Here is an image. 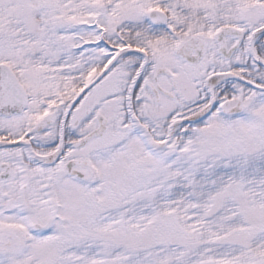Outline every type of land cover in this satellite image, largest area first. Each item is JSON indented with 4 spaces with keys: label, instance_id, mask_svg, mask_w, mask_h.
Masks as SVG:
<instances>
[{
    "label": "rangeland",
    "instance_id": "1",
    "mask_svg": "<svg viewBox=\"0 0 264 264\" xmlns=\"http://www.w3.org/2000/svg\"><path fill=\"white\" fill-rule=\"evenodd\" d=\"M91 6L106 22L109 36L116 22L142 23L156 6L167 9L171 28H177L179 22L189 26L193 20L199 21L201 12L208 13L211 23L220 20L218 17L241 22L247 33L264 26V0H0V64L9 65L18 74L30 94V105H40L39 97H53L59 73L72 68L77 59L72 47L79 44L74 35L83 32L75 26L87 21ZM212 31L191 27L188 35L208 37ZM155 46L169 50L165 42ZM153 54L162 61L157 50ZM253 99V105H246L251 119L242 117L230 123L221 117L210 118L204 127L189 128L185 147L173 154L176 169L192 172L193 204L156 202L155 217H149L146 206L143 215H137L128 222L129 229H124L122 223L100 218L113 208L123 211L141 198L155 202L151 185L140 182L124 189L113 184L86 205L78 200L74 206L73 200L65 212L61 200V213L68 215L67 219L50 239L20 235L24 247L17 252V264H264V99L255 95ZM130 143L132 155L123 153L120 145L119 151H113L115 160L109 155L105 166L96 159L110 180L143 169V161L152 163L132 137ZM163 173L148 175L155 178ZM196 214L200 225L195 223ZM92 249L96 250L93 254ZM7 254L0 246V264Z\"/></svg>",
    "mask_w": 264,
    "mask_h": 264
},
{
    "label": "flooded vegetation",
    "instance_id": "2",
    "mask_svg": "<svg viewBox=\"0 0 264 264\" xmlns=\"http://www.w3.org/2000/svg\"><path fill=\"white\" fill-rule=\"evenodd\" d=\"M207 14L201 12L199 21L193 20L189 26L179 22L177 28H171L168 14L169 21L163 27L148 20L116 22L110 36L106 22L96 16L95 21L81 24L85 29L74 38L86 44L74 46L77 59L68 72L67 100L24 108L0 105L5 108L0 112V246L6 254L9 252L4 264H17V252L24 247L20 235L40 240L67 219L68 215L61 213V200L65 212L73 200L74 205L78 200L86 205L113 184L124 189H131L135 183L145 184L158 162L171 157L173 142L189 134L190 125L184 123L197 113L210 108L208 116L196 125L199 128L213 117L230 123L242 117L251 119L246 105H253V95L264 99V91L247 86L264 89V69L252 60L256 50L253 32L243 31L241 22L228 17H218L220 20L211 23ZM197 22L201 23L195 25ZM191 27L213 31L208 37L188 35ZM229 29L236 31L219 35ZM183 32L187 33L181 39ZM190 40H198L191 54L192 60L198 59L196 65L177 56ZM159 41L165 42L169 50L157 48ZM259 43L264 45V38ZM235 46L238 48L230 54ZM154 50L162 61H157ZM165 50L168 53L163 54ZM112 63L103 78L69 105ZM219 78L228 79L209 89L208 84ZM239 106L241 113L234 115L232 111ZM115 135L119 138L114 139ZM130 137L152 163L143 161V169L137 171L140 174L131 171L110 180L96 159L105 166L109 155L115 160L113 151H119L120 145L123 153L132 155L128 150ZM112 141L116 144L110 145ZM146 141L158 158L147 149ZM46 229L47 234H34Z\"/></svg>",
    "mask_w": 264,
    "mask_h": 264
},
{
    "label": "water",
    "instance_id": "3",
    "mask_svg": "<svg viewBox=\"0 0 264 264\" xmlns=\"http://www.w3.org/2000/svg\"><path fill=\"white\" fill-rule=\"evenodd\" d=\"M149 20L158 26L167 22L166 15L161 12H151L149 14ZM260 32L264 33V29ZM194 45V40L188 42L178 54L180 56L187 54V50ZM26 103V95L18 84L17 79L6 66H0V105H26ZM0 111H2L1 106ZM235 112H239V110Z\"/></svg>",
    "mask_w": 264,
    "mask_h": 264
},
{
    "label": "trees",
    "instance_id": "4",
    "mask_svg": "<svg viewBox=\"0 0 264 264\" xmlns=\"http://www.w3.org/2000/svg\"><path fill=\"white\" fill-rule=\"evenodd\" d=\"M235 164V163H234ZM192 170V169H191ZM192 173V172H191ZM191 176H192V174H191ZM190 181V185L192 184L191 183V178L189 179ZM191 187V186H190ZM190 187H189V194H188V196L187 195H184V190H180V189H173V190H171V194H170V196H171V198H172V200L173 201H175V202H177L178 203V201H180V200H183V199H186V197L188 198V204H190V202H194L195 201V199L194 198H192V197H194L193 196V194H191V192H190ZM173 192H174V194H173ZM191 195H192V197H191ZM197 200V199H196ZM190 201V202H189ZM157 203H155V202H153V201H151V200H149V201H147L145 204H144V206L142 207V206H139L140 207V210L143 212L144 211V208L147 206H149L148 208V210L150 211L149 212V217L151 218V217H155V214H156V209L157 208H155V205H156ZM164 205V204H163ZM220 255H222V254H220Z\"/></svg>",
    "mask_w": 264,
    "mask_h": 264
},
{
    "label": "bare ground",
    "instance_id": "5",
    "mask_svg": "<svg viewBox=\"0 0 264 264\" xmlns=\"http://www.w3.org/2000/svg\"><path fill=\"white\" fill-rule=\"evenodd\" d=\"M259 38H260V39H263V38H264V33H261V32H260V33H259ZM227 79H228V78H219V79L213 80L211 83L208 84V88H209V89H212L213 87L218 86V85L224 83L225 81H227ZM247 86L251 87V85H247ZM205 113H206V111H205L204 113L200 114V115H199L195 120H193V121L199 120V118H201L202 116H204ZM90 138H91V137H90ZM90 138H89V139H90ZM74 206H77V205H74Z\"/></svg>",
    "mask_w": 264,
    "mask_h": 264
}]
</instances>
